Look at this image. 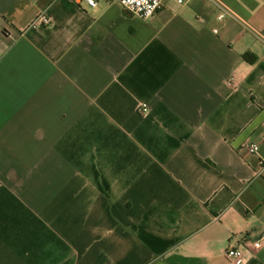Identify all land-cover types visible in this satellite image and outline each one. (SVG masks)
Returning <instances> with one entry per match:
<instances>
[{
  "label": "crops",
  "instance_id": "0c3cea01",
  "mask_svg": "<svg viewBox=\"0 0 264 264\" xmlns=\"http://www.w3.org/2000/svg\"><path fill=\"white\" fill-rule=\"evenodd\" d=\"M263 236L264 0H0V264H264Z\"/></svg>",
  "mask_w": 264,
  "mask_h": 264
},
{
  "label": "built area",
  "instance_id": "2783aa9c",
  "mask_svg": "<svg viewBox=\"0 0 264 264\" xmlns=\"http://www.w3.org/2000/svg\"><path fill=\"white\" fill-rule=\"evenodd\" d=\"M166 0H85L86 4L91 8H97L101 4L106 5H119L128 12L131 16L141 20L148 21L152 19L159 10L164 5ZM180 6L186 5L190 0H174ZM226 14L229 15V9L223 8V13L220 16V19L225 18ZM52 25V20L45 14L41 15L34 23L33 28L41 29L50 27ZM143 114L148 112L146 106L140 108ZM252 155L258 154L260 147L258 145H247L245 147ZM262 239L253 243L255 249H260L262 247ZM226 257L233 262V264H247L248 259L246 258L243 250L241 248L230 247L226 252Z\"/></svg>",
  "mask_w": 264,
  "mask_h": 264
},
{
  "label": "trees",
  "instance_id": "16d2710c",
  "mask_svg": "<svg viewBox=\"0 0 264 264\" xmlns=\"http://www.w3.org/2000/svg\"><path fill=\"white\" fill-rule=\"evenodd\" d=\"M244 60L249 64H255L258 61V57L254 54L247 53L244 55Z\"/></svg>",
  "mask_w": 264,
  "mask_h": 264
}]
</instances>
